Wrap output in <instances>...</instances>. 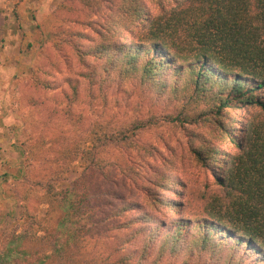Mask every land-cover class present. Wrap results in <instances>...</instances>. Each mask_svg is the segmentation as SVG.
Masks as SVG:
<instances>
[{
    "label": "trees",
    "instance_id": "16d2710c",
    "mask_svg": "<svg viewBox=\"0 0 264 264\" xmlns=\"http://www.w3.org/2000/svg\"><path fill=\"white\" fill-rule=\"evenodd\" d=\"M63 8L88 13H67L69 26L53 33L79 67L65 79L69 104L81 78L89 105L111 103L112 93L130 98L135 113L146 100L150 110L123 121L98 114L85 126L71 106L49 108L77 123L74 145L61 136L58 158L19 177V227H0V264H141L151 254V264H264V0H75ZM32 83L58 85L35 75ZM159 119L187 140L138 184L122 152ZM71 155L83 172L59 184L68 163L52 164ZM193 164L211 184L193 187L179 174ZM115 178L137 194L109 187Z\"/></svg>",
    "mask_w": 264,
    "mask_h": 264
},
{
    "label": "rangeland",
    "instance_id": "374dc122",
    "mask_svg": "<svg viewBox=\"0 0 264 264\" xmlns=\"http://www.w3.org/2000/svg\"><path fill=\"white\" fill-rule=\"evenodd\" d=\"M74 2L75 0H0V227H19L18 222L14 221L20 214L19 205L24 204V201H17V194L20 193L19 177L23 171L30 175L39 173L46 160L58 158L61 136L70 138V143L65 145L72 149L74 142L70 140L75 128L73 125L77 123L67 122L63 115V119L60 117L62 107L71 106L74 113H81L85 126L93 123L98 114H102V119L112 117L123 121L131 120L135 116L145 117L143 114L147 109L150 110L146 100L143 109L135 113L133 104L126 102L130 98L116 101V98L121 99L123 95L114 97L112 93H109L111 103L94 101L89 105L86 82L81 78L78 87L79 99L69 104L64 96L70 92L65 79L77 77L76 70L79 67L68 42H59L57 45V37L53 33L69 26L65 25V17L69 12L63 5H73ZM69 14H77L81 19L88 16V13L82 15L79 11ZM77 29L88 32L85 25H78ZM34 75L51 82L52 85H58L51 89L33 85ZM55 98L60 102H56ZM54 104L59 105L60 114L49 111ZM93 108H97V111L94 112ZM189 129L192 130V127ZM186 134L183 128L159 119L155 125L132 137L134 147L129 153H122L133 159L128 161L133 167L138 184L143 182V176L152 178L155 167H159L163 160L168 161L178 154L179 144L187 140ZM71 157L72 155L60 159L59 166L52 164L53 169H59L62 163L65 166L68 163L64 175L61 174L62 169L59 171V176L64 180L59 181V184H65L83 172L84 164L79 161L70 162ZM176 162L180 167L181 161L177 159ZM179 174L186 177L189 185L193 187L203 188L206 183L211 184L210 176L195 164L180 169ZM127 184L125 187V182L115 178L114 184L109 187L122 194H137L136 185L129 182ZM28 202L31 207L35 206L34 199ZM109 208L110 206L105 210ZM101 215L99 213L97 217ZM122 232L124 233L121 231V234ZM105 240L114 238L108 237ZM139 246L140 240L136 244H130L129 248ZM153 258L154 254H151L141 264H151ZM180 262L181 260L167 262L163 259L158 264Z\"/></svg>",
    "mask_w": 264,
    "mask_h": 264
}]
</instances>
